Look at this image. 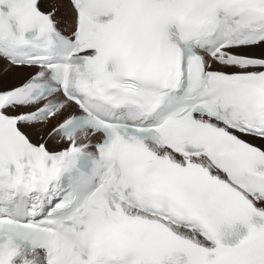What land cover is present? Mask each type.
I'll use <instances>...</instances> for the list:
<instances>
[{"label": "snow or ice", "instance_id": "obj_1", "mask_svg": "<svg viewBox=\"0 0 264 264\" xmlns=\"http://www.w3.org/2000/svg\"><path fill=\"white\" fill-rule=\"evenodd\" d=\"M0 264H264V0H0Z\"/></svg>", "mask_w": 264, "mask_h": 264}]
</instances>
